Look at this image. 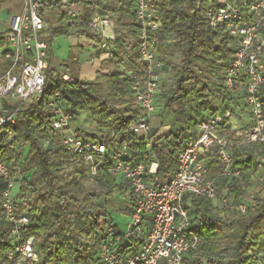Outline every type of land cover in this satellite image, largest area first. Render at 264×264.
I'll list each match as a JSON object with an SVG mask.
<instances>
[{"label":"built area","instance_id":"2783aa9c","mask_svg":"<svg viewBox=\"0 0 264 264\" xmlns=\"http://www.w3.org/2000/svg\"><path fill=\"white\" fill-rule=\"evenodd\" d=\"M113 1L89 0L92 7L85 16L72 8V0H23L21 12L10 18V25L0 37V59L8 63L6 69L0 70L3 147H14L13 127L22 106L40 101L44 94L49 54L42 34L49 28L43 14L57 3L73 25L85 26L100 38L83 39L87 51L94 54L99 49L107 50L116 39L115 22L107 10V3ZM159 6L155 0H133L131 9L139 27L138 64L127 63L126 57L115 64L127 78V92L137 106L130 133L142 140L143 151L133 153L126 140L114 143L117 129L109 134V139L107 131L97 130L90 132L96 139L84 138L74 126V116L66 111L59 92L44 101L51 114L52 135L43 146L64 150L68 163L84 167L91 181L104 175L128 186L116 194L118 198L131 199L132 207L122 216L127 217L125 228L121 231L112 224H104L89 236L97 244V257L102 264H184L185 254L195 251L200 242L188 233L193 199L208 200L214 208L221 206L242 215L256 206L252 198L233 201L229 192L220 193L206 162L217 157L223 177L240 179L241 174L232 171L233 146L264 143V0H198L189 11H201L205 22L222 29L230 41V59L218 81V98L213 108L196 117L191 137L176 141V168L167 181L157 177L159 162L154 149H162L168 155L164 148L168 129L162 128L152 136L153 117L160 111L161 87L173 78L162 62L163 56L157 53V33L162 27ZM62 78L70 84L77 81L70 75ZM261 162L258 161V167ZM0 180L3 218L17 238L29 224V217L18 210L25 189L1 161ZM102 192L106 194L107 190ZM248 256V264H264V237L259 250L249 251ZM7 259L11 264H40L32 238L17 239ZM201 264L208 262L202 260Z\"/></svg>","mask_w":264,"mask_h":264},{"label":"trees","instance_id":"16d2710c","mask_svg":"<svg viewBox=\"0 0 264 264\" xmlns=\"http://www.w3.org/2000/svg\"><path fill=\"white\" fill-rule=\"evenodd\" d=\"M155 1L160 4L162 24L157 33V53L163 56L162 62L173 75L161 87L157 116L170 112L179 120L181 114L186 113L183 126L168 132L165 137L164 148L168 155L162 149H154L159 162L157 177L167 181L176 168L173 154L176 141L193 135L196 117L210 111L218 98V81L226 68L225 63L230 59V41L220 27L205 22L201 11L189 13L198 0ZM132 3L133 0L107 3V10L112 13L115 22L116 37L108 47L117 46L120 55L112 53L103 61L92 81L77 79L76 83L70 84L52 69L53 42L58 37L69 35L64 16L55 28H49L42 34L49 54L43 97L36 103L22 106L13 127L14 147L9 149L0 143V161L25 189L18 210L29 217V224L20 230L16 238L12 235V227L4 221L0 206V264H11L7 259L10 249L17 239L26 241L29 238L33 239L40 264H102L97 257V244L89 238L91 232L99 230L104 224L117 228L111 211L122 217L132 207L131 199L116 196L127 189L126 184L102 175L94 181L97 190L89 192L85 188L89 179L84 167L68 163L64 150L43 146V142L52 135L51 114L44 101L47 96L59 92L66 111L75 120L81 113L89 115V132L77 128L81 136L96 139L91 131H107L106 139H109V134L117 129L118 138L114 143L126 140L133 153L144 150L142 140L130 133V125L138 114L137 106L127 92V78L115 66L123 57L133 66L138 64L139 27L134 20ZM91 7L90 2L84 4L85 16ZM54 9H59L57 3L50 10ZM80 28V35L100 41L87 27ZM167 49H173L179 63L164 57ZM7 65L5 62V67ZM3 69L0 67L1 71ZM261 94L264 115V87ZM224 99L227 100V97ZM156 133L155 130L152 136ZM232 152V171H238L240 179L223 177L217 157L208 158V172L220 193L229 192L233 201L252 198L256 206L242 215L221 206L214 208L208 200L193 199L189 208L191 223L188 233L198 237L200 242L195 251L185 254L184 264H201L202 260L208 264H248V252L260 248V239L264 237V177L261 180L255 177L261 165L264 172V143L233 146ZM259 160L262 162L258 167ZM248 184L258 191L259 196L251 197L249 188L246 189ZM2 188L0 180V191ZM105 189L107 193L103 194Z\"/></svg>","mask_w":264,"mask_h":264},{"label":"crops","instance_id":"0c3cea01","mask_svg":"<svg viewBox=\"0 0 264 264\" xmlns=\"http://www.w3.org/2000/svg\"><path fill=\"white\" fill-rule=\"evenodd\" d=\"M5 0H2V2ZM89 3V0H72V8L83 15L84 13V4ZM1 4V3H0ZM23 0L21 2L20 12L22 10ZM19 12V13H20ZM13 14V15H18ZM63 15L62 9H54L49 10L43 14V19L45 23L48 25V28H55L61 17ZM65 24L69 26V35L58 37L53 42V61H52V69L59 75H70L76 77L79 80L83 81H92L95 78V74L100 71L101 64L103 61H106L112 53H116L120 55L119 48L117 46L108 47L107 50H96L95 53H90L87 51L85 43L83 41L84 38H89L85 35H80V27H76L73 25L65 16H64ZM4 22V21H3ZM10 25V20L8 24H1V27H7ZM5 32V31H4ZM0 33L1 35L4 33ZM1 41V39H0ZM2 42V41H1ZM3 48L0 47V50ZM3 60L0 59V63ZM4 62V61H3ZM75 65L72 70V74H69L70 68L68 65ZM1 67V65H0ZM87 114L86 112L81 113L80 115ZM79 118V117H78ZM75 120L77 122L79 119ZM90 123V118L84 123L81 128L88 129L87 126ZM79 128L78 126H75Z\"/></svg>","mask_w":264,"mask_h":264},{"label":"rangeland","instance_id":"374dc122","mask_svg":"<svg viewBox=\"0 0 264 264\" xmlns=\"http://www.w3.org/2000/svg\"><path fill=\"white\" fill-rule=\"evenodd\" d=\"M21 2L22 0H5L3 2H1L0 4V33L4 32L7 30V27H1V24H8V21L10 20V18L13 16V14H17L20 12V8H21ZM113 3V2H111ZM4 21V22H3ZM164 57L170 61H174L175 63H179V58L178 56L175 54V52L173 51V49H167V52L164 54ZM1 67L6 69L5 67V62H1L0 63ZM75 65H68V67L70 68V71H68L69 74H72V70L73 67ZM76 78V77H75ZM77 79V78H76ZM79 80V79H78ZM161 103V102H160ZM179 111V109H177ZM89 115L88 114H83L79 116V120L77 122H74V126H78L81 129V126L86 123V121L88 120ZM186 120V113H182L179 120H176L174 114H171L170 112H166L165 116H156L153 117V129L154 131H158L160 129H162V127H167L165 129L167 130V133L176 129H179L183 126V124L185 123ZM88 129H86V131L89 132L90 127L87 126ZM83 129V128H82ZM164 129V128H163ZM165 131V130H163ZM262 167V165H261ZM261 167L258 169V173H256V180H261L264 177V172L262 171ZM263 172V173H262ZM95 182L88 180L85 183V188L87 191H92V190H97L96 186L94 185ZM248 191L251 193V197H256L259 196L258 191L256 189L253 188V186H250ZM111 215L113 217V222L117 225V228L119 230H123L125 228L126 222H127V217L126 219L124 217H119L118 215H116L115 211L112 210L111 211Z\"/></svg>","mask_w":264,"mask_h":264}]
</instances>
